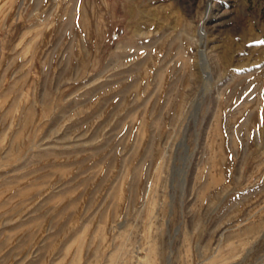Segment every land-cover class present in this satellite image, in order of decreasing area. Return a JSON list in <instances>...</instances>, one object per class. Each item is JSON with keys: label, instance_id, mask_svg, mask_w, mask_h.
Segmentation results:
<instances>
[{"label": "rangeland", "instance_id": "rangeland-1", "mask_svg": "<svg viewBox=\"0 0 264 264\" xmlns=\"http://www.w3.org/2000/svg\"><path fill=\"white\" fill-rule=\"evenodd\" d=\"M0 264H264V0H0Z\"/></svg>", "mask_w": 264, "mask_h": 264}]
</instances>
